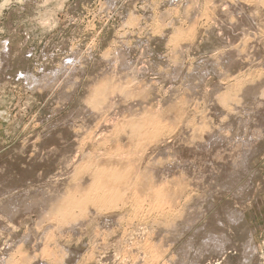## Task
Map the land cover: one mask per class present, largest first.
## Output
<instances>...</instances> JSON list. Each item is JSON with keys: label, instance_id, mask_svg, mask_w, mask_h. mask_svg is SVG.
I'll list each match as a JSON object with an SVG mask.
<instances>
[{"label": "rangeland", "instance_id": "374dc122", "mask_svg": "<svg viewBox=\"0 0 264 264\" xmlns=\"http://www.w3.org/2000/svg\"><path fill=\"white\" fill-rule=\"evenodd\" d=\"M175 263L264 264V0H0V264Z\"/></svg>", "mask_w": 264, "mask_h": 264}, {"label": "bare ground", "instance_id": "6f19581e", "mask_svg": "<svg viewBox=\"0 0 264 264\" xmlns=\"http://www.w3.org/2000/svg\"><path fill=\"white\" fill-rule=\"evenodd\" d=\"M5 46H6V45H5ZM6 52H7V51H6ZM101 92H102V91H101ZM101 95H102V94H101ZM130 124H131V123H130ZM141 124H142L141 122H136V123L134 122V125H132V126H133V129H134L135 131H136V129H137L138 131L144 129V128H139ZM245 124H246V123H245ZM145 130L147 131L148 129L145 127ZM145 130H144V131H145ZM153 130H154V128H153ZM243 130H244V129H243ZM142 131H143V130H142ZM144 131H143V132H144ZM149 132H150V131H149ZM155 132H156V133H157V132H159V133L162 132V133H163V132H164V129H161V128H158V127H157V128H155ZM155 132H154V134H155ZM141 133H142V132H141ZM151 133H152V132H151ZM159 133H158V134H159ZM139 134H140V133H139ZM142 134H143V133H142ZM146 134H147V133H146ZM146 134H145V135H146ZM152 134H153V133H152ZM152 134H150V136H151ZM154 134H153V135H154ZM158 134H157V136H158ZM145 135H142V137L145 136ZM155 136H156V135H155ZM146 137H148V136H146ZM153 137H154V136H153ZM256 141H257V140H256ZM242 149H244V148H242ZM248 154H249V153H248ZM120 155H121V154H120ZM120 155H119V156H120ZM110 158H111V157H110ZM112 159H113V158H112ZM116 161H117V160H116ZM108 162H110V161H108ZM113 163H114V162H113ZM117 163H118V162H117ZM109 164H110V163H109ZM119 164H120V163H119ZM111 165H112V164H111ZM93 166H94V165H93ZM121 166H122V165H121ZM96 167H97V166H96ZM96 167H95V168H96ZM89 168H90V167H89ZM95 168H94V169H95ZM99 168H100V167H99ZM112 168H113V167H112ZM119 168H120V167H119ZM181 168H182V167H181ZM90 169H91V168H90ZM105 169H106V168H105ZM120 169H121V168H120ZM99 170H100V169H99ZM97 171H98V170H97ZM105 171H106V170H105ZM107 171H109V169H107ZM112 171H113V170H112ZM112 171H111V173H112ZM126 171H127V170H126ZM98 172H99V173H98ZM98 172H97V174H96V172H95V174H96V177L99 176V180H100V178H101L100 175L102 176V175H104L105 173H104L103 171H98ZM113 172H114V171H113ZM129 172H130V171H127V172L125 173V171H124L126 177L128 176V177L126 178V180H127V179H130V178H129V177H130ZM108 173H109V172H108ZM115 173H116V172H115ZM120 173H121V172H120ZM120 173L117 172V174H120ZM106 174H107V173H106ZM109 174H110V173H109ZM97 175H98V176H97ZM111 175H112V174H111ZM125 175L123 174V175H122V178H123V176H125ZM109 176H110V175H109ZM113 176H114V174H113ZM132 176H133V175H131V179L133 178ZM134 176H135V174H134ZM96 177H95V178H96ZM118 177H119V176H118ZM118 177H117V175H115V178H113V179H116V178H118ZM138 177H139V176H138ZM104 178H105V177H104ZM122 178H121V176H120L119 179H117V181H118V180H121ZM102 179H103V178H102ZM102 179H101V180H102ZM123 179H125V178H123ZM141 179H142V178H141ZM142 180H143V179H142ZM93 181H94V180H93ZM115 181H116V180H115ZM115 181H114V182H115ZM118 182H119V181H118ZM112 183H113V182H112L111 180H109V181H106L105 183L102 182V184H100V183L97 184V183H96L95 185H92L93 188L91 187V188H92L91 191H92V190L94 191V194H93V195L97 197L96 199H98V201H96V202H99V201H100L99 199H103L104 197H105L104 200H106V196H105L106 194L109 195V196H110V195L113 196V194H116L113 190L117 191V189L119 188V186H118L117 189H114V188H116V187H114L112 191H107V190H106L107 187L109 188V187H112V186H113ZM123 183H124V182H123ZM131 183H133V182H131ZM116 184H117V183H116ZM116 184H115V186H116ZM124 184H126V183H124ZM109 185H110V186H109ZM126 185H127V184H126ZM128 185H129V184H128ZM132 185H133V184H132ZM89 187H90V186H89ZM125 187H127V186H125ZM129 187H130V186H129ZM136 187H137V186H136ZM120 188H121V187H120ZM120 188H119V189H120ZM157 188H158V187H156V189H157ZM111 189H112V188H110V190H111ZM161 189H162V188H161ZM105 190H106V191H105ZM129 190H130V188H129ZM154 190H155V188H154ZM154 190H153V189H151V191L149 190V191L151 192V195H152V193H153V195H156L155 192H154ZM159 190H160V188H159ZM159 190H158V191H159ZM162 190H164V189H162ZM91 191H90V192H91ZM102 191H105V192H104L105 194L100 193V192H102ZM144 191H145V190H144ZM144 191H143V192H144ZM155 191H156V190H155ZM73 192H74V191H73ZM82 192H83V191H82ZM122 192H123V191H122ZM127 192H128V191H127ZM161 192H162V191H161ZM92 193H93V192H91V194H92ZM117 193H118V192H117ZM137 193H138V192H137ZM137 193H136V194H137ZM89 194H90V193H88L87 196H88ZM91 194H90V195H91ZM100 194L103 195V198L100 196ZM133 194H134V193H133ZM158 194H160L161 196H164V198L167 197V195L165 196V194L162 195L161 193L157 192V195H158ZM167 194H168V193H167ZM90 195H89L88 199L91 197ZM93 195H92V197H91L92 199H93ZM119 195H120V194H118L117 196H119ZM123 195H125V194H123ZM157 195H156V199H157V198L160 199L161 196L159 197V195H158V196H157ZM81 196H82V195H81ZM83 196L85 197L86 195H83ZM87 196H86L85 198H87ZM117 196H116V197H117ZM135 196H136V195H135ZM74 197H75V196H74ZM110 197H111V196H110ZM113 197H114V196H113ZM65 198H66V197H65ZM85 198H83V200L81 199V200H80V203H78V202H77L78 204L76 203V207H75L76 209H77V207H78V208H82V207L84 206L85 202L88 200V199H87V200H84ZM91 198H90V199H91ZM117 198H118V197H117ZM119 198H121V197H119ZM132 198H133V197H132ZM161 198H162V197H161ZM92 199H91V200H92ZM96 199H94V200H96ZM115 199H116V198H115ZM115 199H113V200H115ZM158 199H157V200H158ZM91 200H90V201H91ZM104 200H103V201H104ZM109 200H110V199H109ZM164 200H165V199H164ZM88 201H89V200H88ZM106 201H107V200H106ZM119 201H120V199H119ZM100 202H101V201H100ZM107 202H108V201H107ZM107 202H106V204H107ZM112 202H113V201H112ZM116 202H118V201H116ZM103 203H104V202H103ZM103 203H102V204H103ZM114 203H115V202H114ZM121 203H122V202H121ZM73 204H74V203H73ZM109 204H110V203H109ZM109 204H108V205H109ZM119 204H120V203H119ZM70 205H72V203L69 204V205L67 204V207H66V206L63 207V205H62V208H61L60 210H61V211L63 210V211L60 212V213H61V214L67 213V210H69L68 208L71 207ZM86 205H87V204H86ZM111 205H112V204H111ZM121 205H122V204H121ZM159 205H160V204H159ZM161 205L163 206L162 203H161ZM68 206H70V207H68ZM72 206H73V205H72ZM74 206H75V205H74ZM113 206H114V205H113ZM103 207H104V206H103ZM106 207H107V206H106ZM72 208H73V207H72ZM101 208H102V207H101ZM109 208H110V207H109ZM56 209H57V208H56ZM70 209H71V208H70ZM83 209H84V208H83ZM107 209H108V208H107ZM84 210H85V209H84ZM69 211H71V210H69ZM73 211H74V210H73ZM77 211H78V210H77ZM54 214H55V213H54ZM58 214H59V211H58ZM73 215H74V214H73ZM75 215H76V214H75ZM61 216H63V215H61ZM65 216H66V215H64V217H65ZM70 216H71V215H70ZM64 217H62V218H64ZM228 240H229V239H228ZM206 241H207V240H206ZM204 243H205V242H204ZM207 244H208V243H207ZM53 258H54V257H53ZM54 263H56V262H54ZM175 264H176V263H175ZM179 264H180V263H179Z\"/></svg>", "mask_w": 264, "mask_h": 264}]
</instances>
